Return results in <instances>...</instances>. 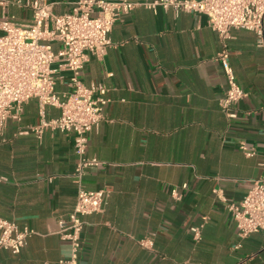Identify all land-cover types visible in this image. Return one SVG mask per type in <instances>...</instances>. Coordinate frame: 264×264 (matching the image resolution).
<instances>
[{"label": "crops", "instance_id": "crops-1", "mask_svg": "<svg viewBox=\"0 0 264 264\" xmlns=\"http://www.w3.org/2000/svg\"><path fill=\"white\" fill-rule=\"evenodd\" d=\"M2 1L0 21L32 23L25 7L31 0ZM76 1L45 0L58 15L70 13ZM108 37L110 48L101 59L89 57L80 77L85 86L101 84L110 103L105 121L88 136L86 154L100 164L83 180L86 190L107 193L106 204L84 219L78 264H264V234L250 235L234 250L236 229L225 209L261 175L264 48L250 31L230 32L229 64L246 96L228 121L218 106L226 88L219 43L204 16L138 6ZM55 90L65 92V82ZM47 116L57 118L59 111L50 108ZM37 121V103L30 100L19 121H8L7 142L0 144V218L37 233L17 255L0 250V264H57L69 253L54 233L76 200L73 138L46 131L38 142L18 134ZM204 220L194 242L192 228ZM145 238L152 239V251L138 245Z\"/></svg>", "mask_w": 264, "mask_h": 264}, {"label": "built area", "instance_id": "built-area-1", "mask_svg": "<svg viewBox=\"0 0 264 264\" xmlns=\"http://www.w3.org/2000/svg\"><path fill=\"white\" fill-rule=\"evenodd\" d=\"M13 3L19 4L14 0ZM7 2L0 0V6ZM142 6L155 12L171 10L174 15L192 13L206 18V26L215 33L219 51L216 59L221 65L226 88L218 106L228 121L238 115L237 106L246 93L237 83L229 64L228 40L232 30L250 31L255 35V45L264 48V0H156L137 3L131 0H77L70 13L54 14L45 0H31L25 4L31 13L32 23L19 26L8 19L0 21V144L10 119L20 120L24 105L35 100L37 123L19 132L32 134L40 142L46 131L71 135L76 163L71 179L76 185L73 209L57 221L55 235L69 246L68 256L57 264H78L81 233L87 216L100 214L106 204L104 190H86L83 180L89 169L100 162L86 154L88 136L105 121V109L110 103L106 89L101 84L85 86L81 73L89 57L101 59L111 41L108 37L113 25ZM53 44L59 48L54 50ZM66 76V79H64ZM65 82L67 90L56 92L55 86ZM59 111L57 118L47 116L48 109ZM238 149L247 157L253 152L240 143ZM261 175L252 181L238 203H226L225 209L236 229L238 250L241 242L255 233L264 234V161L259 165ZM181 189L185 190L186 185ZM179 200L177 189L171 191ZM205 220L192 228V239L198 242ZM37 235L28 227L0 218V250L17 255L27 240ZM153 250V241L145 238L137 242Z\"/></svg>", "mask_w": 264, "mask_h": 264}]
</instances>
